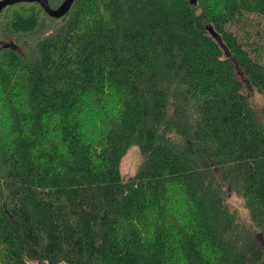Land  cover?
<instances>
[{
    "label": "trees",
    "instance_id": "16d2710c",
    "mask_svg": "<svg viewBox=\"0 0 264 264\" xmlns=\"http://www.w3.org/2000/svg\"><path fill=\"white\" fill-rule=\"evenodd\" d=\"M245 82L264 95V0L4 7L0 264H264V121Z\"/></svg>",
    "mask_w": 264,
    "mask_h": 264
},
{
    "label": "rangeland",
    "instance_id": "374dc122",
    "mask_svg": "<svg viewBox=\"0 0 264 264\" xmlns=\"http://www.w3.org/2000/svg\"><path fill=\"white\" fill-rule=\"evenodd\" d=\"M245 93L248 95L251 105L257 114L264 121V95L258 91V89L249 83L245 82ZM94 130L92 134H94ZM142 162V154L138 146L131 147L126 153L122 161V172L124 176H130L139 168ZM230 205L236 210L239 219H241L243 224L249 225V217L247 208L244 205V201L238 197L236 194L229 196ZM67 264V263H61Z\"/></svg>",
    "mask_w": 264,
    "mask_h": 264
},
{
    "label": "water",
    "instance_id": "95a60500",
    "mask_svg": "<svg viewBox=\"0 0 264 264\" xmlns=\"http://www.w3.org/2000/svg\"><path fill=\"white\" fill-rule=\"evenodd\" d=\"M24 1L25 2L26 1H28V2H33V1L39 2L42 5V7L45 9V11L50 16L55 17V18H60V17L64 16L69 11V9L71 8V6L74 2V0H64V2L58 8L54 9L49 5L48 0H0V12L7 5L17 3V2H24ZM210 30H211L213 36L218 39L221 46H223V48H225L226 55L229 56L230 55L229 49L223 43L221 37H219V35L213 30V28H210Z\"/></svg>",
    "mask_w": 264,
    "mask_h": 264
}]
</instances>
